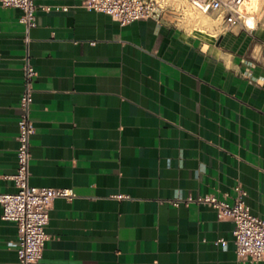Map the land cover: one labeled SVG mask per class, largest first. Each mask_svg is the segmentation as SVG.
<instances>
[{"label": "crops", "instance_id": "1", "mask_svg": "<svg viewBox=\"0 0 264 264\" xmlns=\"http://www.w3.org/2000/svg\"><path fill=\"white\" fill-rule=\"evenodd\" d=\"M34 1L52 8L29 32L0 3V191L17 189L27 53L30 184L75 191L52 201L36 264H264L237 256L234 222L213 206L171 201L232 202L240 184L264 218V0H247L255 11L242 0L236 25L191 0H158L160 18L126 25L82 0ZM2 211L0 264H20Z\"/></svg>", "mask_w": 264, "mask_h": 264}, {"label": "built area", "instance_id": "2", "mask_svg": "<svg viewBox=\"0 0 264 264\" xmlns=\"http://www.w3.org/2000/svg\"><path fill=\"white\" fill-rule=\"evenodd\" d=\"M193 6L204 13L225 14L230 25L243 21L242 0H191ZM3 6L21 9L19 17L27 32L37 25L39 8L50 10L52 6L38 5L34 0H0ZM81 5L96 11L105 12L115 18L120 25L134 20L154 17L160 18L162 6L158 0H82ZM57 8H59L57 6ZM63 9H67L63 6ZM250 25V18L244 20ZM27 43L30 37L27 38ZM24 84L20 97V116L18 119L17 170L11 176L17 189L14 192L0 191L2 218L14 221L18 228L17 255L20 264H36L43 257L45 244L49 238L46 231L50 220V207L57 197L73 198L75 191L69 187L34 186L30 184L31 137L35 131L32 117L35 79L38 71L31 62L29 53L25 56L23 66ZM234 200L219 198L216 194L185 196L179 191L171 200L175 205L180 202L206 203L217 210L220 219L234 222L233 236L237 256L254 261L264 259V218L253 213L246 201L247 191L240 184L235 187ZM118 197H123L119 194ZM218 243L227 240L219 238Z\"/></svg>", "mask_w": 264, "mask_h": 264}, {"label": "rangeland", "instance_id": "3", "mask_svg": "<svg viewBox=\"0 0 264 264\" xmlns=\"http://www.w3.org/2000/svg\"><path fill=\"white\" fill-rule=\"evenodd\" d=\"M192 3V2H191ZM244 4L247 6V10L249 11H255V8L252 6L251 3H249L247 0L244 1ZM193 5V4H192ZM196 9V8H195Z\"/></svg>", "mask_w": 264, "mask_h": 264}, {"label": "bare ground", "instance_id": "4", "mask_svg": "<svg viewBox=\"0 0 264 264\" xmlns=\"http://www.w3.org/2000/svg\"><path fill=\"white\" fill-rule=\"evenodd\" d=\"M253 24H254V23H253V21H251V19H250V25H252V26H253Z\"/></svg>", "mask_w": 264, "mask_h": 264}]
</instances>
